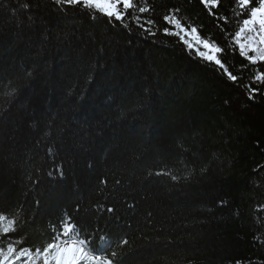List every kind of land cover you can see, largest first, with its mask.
<instances>
[{
	"label": "trees",
	"instance_id": "trees-1",
	"mask_svg": "<svg viewBox=\"0 0 264 264\" xmlns=\"http://www.w3.org/2000/svg\"><path fill=\"white\" fill-rule=\"evenodd\" d=\"M148 6L138 15L156 36L127 16L124 28L81 6L0 0V208L17 215L11 239L42 247L67 213L109 235L120 264H264V62L231 40L243 18L235 0ZM176 8L224 49L236 81L163 34Z\"/></svg>",
	"mask_w": 264,
	"mask_h": 264
},
{
	"label": "snow or ice",
	"instance_id": "snow-or-ice-1",
	"mask_svg": "<svg viewBox=\"0 0 264 264\" xmlns=\"http://www.w3.org/2000/svg\"><path fill=\"white\" fill-rule=\"evenodd\" d=\"M55 5L81 6L91 19L95 20L98 13L106 17L109 23L120 22L124 28H129L126 22V16L135 22L137 28L142 29L144 33L156 36L151 26L154 20H146L141 23V16L138 13H148L151 9L148 6V0H141L140 4H135L133 0H53ZM205 7L211 5L216 8L220 5V0H200ZM25 9L29 7L24 4ZM131 10V11H130ZM180 9H171L167 15L163 16L165 22L163 34L178 38L190 55L202 60L206 64L215 65L217 69L227 73L232 81L237 80V76L227 71L225 63L222 60L224 49L216 42L208 39L201 34V31L195 25L182 23L178 18ZM234 14L238 19V30L232 35L231 40L239 46L240 54L255 65L258 61H264V0H235L233 8ZM213 15H216L213 13ZM217 20L225 23L228 21L227 16H217ZM145 24L148 27H145ZM249 53H252L251 55ZM262 71L256 75V79L264 81V65H261ZM30 75V73H29ZM256 91V89H253ZM16 92L7 93L11 96ZM60 179H63V170L57 169ZM156 176H168L172 181H179L181 178L171 174L169 171H157ZM53 175V173H49ZM153 175L149 172V176ZM190 175V174H189ZM187 179L188 177H184ZM119 183V182H117ZM107 212L114 210L107 208ZM17 215L10 216L3 208H0V237L6 242V247H0V264H120L118 253L108 249L111 246V237L107 234L96 236L87 233L78 223L74 222L69 214H65L60 222L58 230L53 229L52 235L48 242L42 247H17L23 242L21 239H11L18 231ZM83 233V238L81 234ZM128 240L121 239L117 247L127 245Z\"/></svg>",
	"mask_w": 264,
	"mask_h": 264
},
{
	"label": "rangeland",
	"instance_id": "rangeland-1",
	"mask_svg": "<svg viewBox=\"0 0 264 264\" xmlns=\"http://www.w3.org/2000/svg\"><path fill=\"white\" fill-rule=\"evenodd\" d=\"M238 46V45H237ZM183 47V46H182ZM238 48H239V46H238ZM183 49H185L184 47H183ZM185 51L187 52V50L185 49ZM258 62H264V61H258ZM0 247H6V242L4 241H1L0 242Z\"/></svg>",
	"mask_w": 264,
	"mask_h": 264
}]
</instances>
